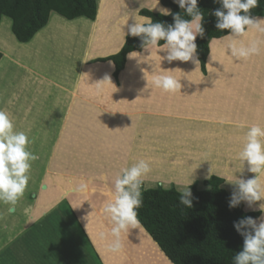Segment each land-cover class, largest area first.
<instances>
[{"label": "rangeland", "instance_id": "374dc122", "mask_svg": "<svg viewBox=\"0 0 264 264\" xmlns=\"http://www.w3.org/2000/svg\"><path fill=\"white\" fill-rule=\"evenodd\" d=\"M102 1L103 16L97 27L94 28L92 22L84 17L67 20L51 12L49 24L27 44L19 43L13 36L10 18H1L0 110L9 114L15 131L28 135L31 140L28 150L37 155L38 159L31 162L28 187L14 209L0 203V264H59L58 255L52 251L54 242L57 245L69 241L71 243L73 237L68 236H73V222L79 224V228L81 226L77 220L58 221L52 216L56 218L62 210L71 211L74 216L76 211L70 205L74 203L77 209L87 212L91 210L88 207L91 205L94 214L96 210L102 214L108 194L113 190L116 175L122 168L131 166L139 159L152 162V171L144 178L142 190L160 187L157 181L170 182V188L179 192L193 181L189 185L190 189L195 185L198 190H203L207 188L205 180L218 176L222 178V188L227 191L230 199L232 193L238 191L235 183L237 179L247 180L255 176L247 170L246 163L243 171H238L241 165L236 157L242 148L247 127L240 128L237 124L264 126V33L248 30L241 37L229 34L212 40V50L204 73L199 64L191 61L168 63L162 60L160 64V55L163 56L164 53L149 45L139 52L149 63H138L127 57L122 76L114 78V67L110 61L102 63L95 60L113 54L123 40V32L127 33V25H121V21L129 16L127 23H133L134 18H139L137 13L141 9H148L153 0ZM160 6L164 7L161 3ZM153 12L159 13L156 10ZM257 17L264 18V14ZM230 41L237 46L257 42L260 50L247 59H237L225 47ZM156 73L180 78V90L185 89V92H165L151 86L150 81ZM95 89L97 94L91 95L90 90ZM183 95L185 103H188L185 105L188 111H202L221 120L218 123L207 122L200 129L201 121L195 118L194 123L204 136L191 137L188 144L203 155L197 156L195 160H185V163L173 156L172 151L176 150V146L179 148L185 144L186 135L177 137L167 149L162 148L167 152L157 151L154 155L153 149L161 148V135L172 134L165 130V118L168 117L159 114L166 111L171 116V111H175L172 110L174 103L179 104ZM147 99L154 100L155 103L152 108L144 109L147 102L143 104V100ZM75 100L79 103H98L94 109L98 115L102 111H119L123 116L118 119L125 123L130 121L132 125L136 122L137 127L139 126L135 139L148 144L140 148L127 139L124 143L134 157L129 156L125 160L106 157L109 153L102 157L91 155L95 151H90V133H86L90 129L86 121L77 123L76 129L71 131V138L68 137L70 140L64 139L68 136L66 133L58 141L57 128H62L63 123L55 125L52 122L53 108L56 114L55 106L63 103L67 105V102ZM102 100L105 104L107 100L116 108L103 106ZM140 102L142 108H139ZM197 103L199 105L196 106ZM182 107L179 108L178 105L177 111L182 110ZM86 109L81 111L85 113L89 110ZM67 112V106L66 109H61L62 115ZM196 117L199 116L196 114ZM58 143L59 155L56 153ZM177 160L179 164H176ZM104 169H107V173H104L107 177L106 184L109 185L103 184L98 178L100 171ZM261 179L264 180V175H261ZM80 182L87 185L86 191L78 190ZM260 203L262 202H255L249 208L243 202V209L258 210ZM97 222H87L85 227L94 237H91L93 246L104 251L107 263L146 264L154 258L156 262L166 264V257L143 233H146L143 228V231L141 228H130L128 232H123L122 247L114 252L110 249L113 237L106 230L111 229L109 220L103 213L98 226L95 225ZM49 227L57 231L56 235L45 236V240L38 242V228L48 230ZM132 230L139 237L130 235ZM77 243L83 250L81 253L84 260H89L90 264L96 263L93 259V256L97 258L96 251L93 250L92 256L91 252H84L79 241Z\"/></svg>", "mask_w": 264, "mask_h": 264}, {"label": "clouds", "instance_id": "9594fccd", "mask_svg": "<svg viewBox=\"0 0 264 264\" xmlns=\"http://www.w3.org/2000/svg\"><path fill=\"white\" fill-rule=\"evenodd\" d=\"M173 2L190 19L184 18L180 13H173L171 9L161 7L160 0H153L148 11L156 10L161 15H171L173 23L165 25L162 22H153L151 16H139L137 13L139 18L133 17L134 22L128 24L129 16L126 17L121 21V25H127V33L123 32V43L114 54L120 52L125 44V35H129L139 37L143 48L145 45H151L157 51L163 52L164 55H160V64L162 60L168 63L191 61L193 64H199L196 39L198 36L202 38L205 34L202 26L204 14L198 7L197 0H173ZM217 2L221 7L212 12L217 18L215 24L217 30H228L233 37L244 36L248 30L264 33V18L252 15V9L259 7V0H217ZM161 40L164 41L163 44L159 43ZM225 47L237 59H247L258 54L260 50L257 42L247 46L243 44L237 46L235 42H230ZM128 56L138 63L147 61L136 51L130 52ZM150 84L165 92H176L181 88L180 78L161 73L154 74ZM237 127H247L242 148L236 157L241 165L238 171L242 172L246 163L247 170L255 176L247 180L237 179L235 183L238 185V191L232 193L229 207H237L243 201L252 208L255 202L261 201L258 210L262 215L258 218L259 222L251 216L234 222L235 230L243 237V245L233 257V264H264V180L261 179V175H264V126L239 123ZM30 143L31 140L25 132L14 130V123L9 114L0 110V203L10 205V209H14L23 197L30 180L31 162L38 159L37 155L28 150ZM151 163V160L139 159L131 166L122 168L116 175L113 190L104 203L102 211L111 224L113 240L110 249L114 252H118L122 247L123 232H128L130 228L141 227L137 210L143 204L142 186L144 178L152 171ZM157 183L165 191L170 188V182L157 181ZM189 185L180 191L179 204L190 209L193 206V196ZM86 189L87 185L80 182L78 190L84 192Z\"/></svg>", "mask_w": 264, "mask_h": 264}, {"label": "trees", "instance_id": "16d2710c", "mask_svg": "<svg viewBox=\"0 0 264 264\" xmlns=\"http://www.w3.org/2000/svg\"><path fill=\"white\" fill-rule=\"evenodd\" d=\"M204 14L202 26L204 36L197 37V54L201 71L205 72L210 43L214 39L227 36L228 30H217L215 9L221 7L217 0H197ZM96 0H0V21L3 16L11 20V32L19 43H28L34 35L46 26L51 12L67 20L84 17L93 21L97 13ZM160 3L190 19L184 11L171 0ZM264 14V0L259 7L252 9L253 16ZM140 16H151L153 22L165 25L173 23L171 15H161L141 9ZM163 44L164 41H160ZM148 45H145V47ZM143 50L139 37L126 35L125 44L118 54L97 58L95 62L110 61L114 67L113 76L117 78L124 69L127 55L132 51ZM1 58V53H0ZM223 180L211 176L204 181L206 189L198 190L191 186L193 206L189 209L179 204L180 192L175 188L142 190L143 204L137 210L140 225L156 243L160 251L172 264H233V257L243 245V237L235 230L234 222L251 216H260V211H244L243 201L237 207H229V195L222 188Z\"/></svg>", "mask_w": 264, "mask_h": 264}, {"label": "crops", "instance_id": "0c3cea01", "mask_svg": "<svg viewBox=\"0 0 264 264\" xmlns=\"http://www.w3.org/2000/svg\"><path fill=\"white\" fill-rule=\"evenodd\" d=\"M48 24H49V20H48L46 26ZM42 29H44V27ZM41 30H39V31H41ZM39 31L34 35V37L28 43H31V41H33V39H35V37L37 36ZM230 42H232V41H230ZM122 43H123V40L117 49L120 48ZM22 44H27V43H22ZM146 47L143 49H147ZM117 49L114 50L112 53L113 54L116 53ZM127 57H129V56L127 55ZM11 61L16 62V60H14V59H11ZM123 72H124V70H122L119 73V75L122 76ZM180 91L185 92V89H182ZM90 94L91 95L97 94V90L96 89L90 90ZM181 98H182L181 99L182 102L180 101L181 103L180 102H179V104L177 102L174 103L176 107L174 106L172 110H175L176 112L173 111V112H175V113H173L171 111V114H172V115L170 114L171 116H168L169 112H166V111H164L166 114L165 113L159 114L160 116L168 117V118H165V119H167V122L165 124L166 125L165 130L167 129V130L171 131L172 134L161 135V137H159L160 141H163L162 143H160L161 148L156 150V147H154L153 149H154V155L157 153V151L162 152V150H164L167 152V150H165V149H167V147L171 146V143L173 144V141L177 140V137L182 136V135H186L187 140L184 142L185 144H183V146L179 147V148H178V146H176V148H175L176 150L172 151V153H174V154L176 152L175 155L172 154L173 156L180 158L179 161L180 162L183 161V163H185V160L190 161V159H192V158L195 160V158L197 156L203 155V154H200L199 152H197V150H195L194 147H192L191 145L188 144V142H190L189 140H191V137L202 138V136H204V134H202V132H200V129L203 128V126H205V124L207 122L218 123V122H221V120L214 118V117H210L208 113H205L202 111L198 112L197 109H196L197 111H195V110L194 111H188L185 107V105L187 103V102L185 103V101H186L185 95H183ZM146 102H147V105L143 106L144 109L145 108L146 109L152 108L151 106L154 105V103H155L154 100H148V99L145 101L143 100V104ZM101 103L103 104V106H106L107 108H111V106H112V108H116V107H114L113 104L109 103L107 100H106V104H105V102H103V100ZM191 103L193 104L194 102L191 101ZM97 104L98 103H95L92 101H90V104L86 103V102H80L79 103L78 101L75 100L72 102H70V101L67 102V105H65L63 103V104H59L58 107L55 106L57 108V112L55 114L54 108H53V112H52L53 120H52V122L55 123V125L56 124L60 125L61 123H63L62 128H60V126H58V128H57L58 141H60L61 138H64L66 133L68 134V136H67V138L65 137L64 139L70 140L71 135H72L71 131H72V129H74V130L76 129L75 127H76L77 123L86 121V122H88V126L90 129V130L86 131V133H90V134H88L90 137V140H91L90 151H95V152H91V155H94V156L98 155V157H100V156L102 157L103 155L109 153L108 156H106V157H109V158L110 157L111 158H118L119 157V158H122L123 160H125L129 156L134 157L133 152H131L130 148H127L126 144L124 143L127 141V139L129 141H131L132 143H134V146H136V147H140V148L146 147V145L148 143L144 144L141 142L140 139L139 140L135 139V134H137V136H138V132L136 133V131L139 129V126L137 127L136 122H134L133 125L131 124L130 121H128L127 123L122 122V119H118V117L123 116L122 113L120 114L119 111H116L115 113H113V112L111 113L108 111L106 113L105 111L104 112L102 111L101 114L98 115L97 111L94 110L97 107ZM139 104H140L139 108H142V102H140ZM177 104L179 105V108L181 106H183L182 110H180L179 112L177 111V109H178ZM180 104H183V105H180ZM195 105L197 106V105H199V103H197ZM66 106H67L68 112L66 113V115H62L63 113H61V109L62 108L66 109ZM166 106H167V104H166ZM171 107H172V105H171ZM201 107H203V105H201ZM85 108H87L86 110L89 109L87 111L88 113L87 112L83 113V111H81L82 109H85ZM195 113L199 117H196ZM123 114H125V113H123ZM195 118L200 119V121H201L200 125L202 127H200V129L197 128L198 125H196L194 123V120L196 121ZM123 120L127 121V119H125V118ZM132 122H133V120H132ZM73 136H75V135H73ZM68 137H70V138H68ZM56 146H57V144H56ZM59 146H60V143H58V146L56 148L58 150V152H56V153H58V155H59V149H58ZM162 148H165V149H162ZM56 149L54 148L53 150H56ZM151 153H153V152H151ZM168 161L170 162V160H168ZM179 161L176 164H179ZM165 162H167V161H165ZM171 165H173V163H171ZM104 172L107 173V169L100 171V175L98 176V178L101 179V177H103V179H101V181L103 184H106L107 183V177H106ZM108 180H109V178H108ZM106 185H109V184H106ZM87 201H89V200H87ZM70 205L76 211V213L74 212V216L71 213V211L69 212L68 210L65 212H64V210H62V212H60V215L56 216V218L54 215L52 216V218H54L58 221L59 220L64 221V219H68L69 222H71V220L72 221L77 220L81 226V228H79V224H76L73 222V225L75 226V227H73V225H72V228H71L73 236L72 235L68 236V237H73V240H71V243L69 241V242H66V244H62V245L58 244L57 245V243L54 242L55 247H53L54 249L52 248V251L56 252V254L58 255L59 264H90L91 263L87 259L84 260V257L82 255L83 253H81L83 250L79 247V243H77L78 241L82 244V247H84L83 248L84 252H86V251L91 252V254L93 256V250H94V252L96 251L95 254L97 255V258L93 256V259L96 261V263H93V264H117L116 262L107 263L105 261L104 251H102L101 249L99 251L98 249H96L93 246L92 243H94V242L91 239V237L92 238H94V237L92 236L91 231L85 227L87 222H92V221H98L99 222L100 219L102 220V214L103 213L102 214L98 213V210H96V212L94 214L92 212L93 208L91 205L88 206V207H90L91 210L87 211V212L81 210L80 208L77 209L75 203L73 205L72 204H70ZM97 213H98V215L95 216ZM261 215L262 214H260V216ZM73 218H75V219H73ZM258 218H256V219L258 220ZM98 222L95 223L96 226H98ZM110 226L111 225H109V227ZM140 228L142 229V226ZM106 230L111 232L110 229H106ZM142 231H143V229H142ZM56 232L57 231H55L54 229H52L50 227L48 228V230H46L45 228H42V229L38 228L37 240H38V242H39V240H45L46 239L45 236L56 235L55 234ZM131 232H133V233H130V235H133L134 237L138 236V233H136L135 231L132 230ZM143 233L150 238V236L147 233H145L144 231H143ZM66 234H68V233L66 232ZM86 238H88L89 240L87 241ZM134 240H135V238H134ZM91 241H92V243H91ZM152 242L156 245V243L153 240H152ZM89 243H91V246H89ZM56 247H57V250H56ZM156 247L158 248L157 245H156ZM158 250L160 251L159 248H158ZM162 255H164V254L162 253ZM54 257H56V256H54ZM166 260H167L166 264H172L167 258H166ZM163 263L164 262H162V264ZM146 264H161V263H160V261L156 262L153 258V261H148Z\"/></svg>", "mask_w": 264, "mask_h": 264}, {"label": "bare ground", "instance_id": "6f19581e", "mask_svg": "<svg viewBox=\"0 0 264 264\" xmlns=\"http://www.w3.org/2000/svg\"><path fill=\"white\" fill-rule=\"evenodd\" d=\"M103 2L102 0H98V2L96 3L97 4V13H96V17L95 19L92 21V24H93V27H97L99 22L101 21L102 19V16H103ZM211 46V45H210ZM213 46V45H212ZM214 47V46H213ZM211 48V47H210ZM216 48V47H215ZM212 50V48L210 49ZM209 55H210V52H209ZM246 206H247V203H246ZM257 222H259V219L257 220Z\"/></svg>", "mask_w": 264, "mask_h": 264}]
</instances>
